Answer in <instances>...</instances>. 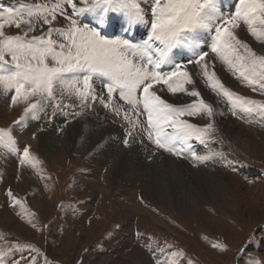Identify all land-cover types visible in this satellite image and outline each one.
<instances>
[{
	"label": "rangeland",
	"instance_id": "374dc122",
	"mask_svg": "<svg viewBox=\"0 0 264 264\" xmlns=\"http://www.w3.org/2000/svg\"><path fill=\"white\" fill-rule=\"evenodd\" d=\"M49 2L54 0H0V16ZM217 3L220 6L219 0ZM58 20L56 27L66 26V21ZM26 28L6 25L4 32L23 36ZM47 28L41 22L28 38L44 34ZM133 30L136 34L125 35L119 28L115 32L106 30L105 34L108 38L122 35L139 43L138 34L147 29L137 26ZM196 36L201 48L209 53L208 64L220 63L214 71H219L216 76L225 88L264 104V95L237 79L211 51V34L198 30ZM183 50L173 49L171 55L176 60L190 58L191 54ZM254 52L264 56V52ZM194 66H188L193 75L198 68ZM161 70L168 71L170 66H162ZM105 79L94 78L98 93ZM193 79L195 83L187 87L202 93L214 110L211 118L204 113L183 117L200 129L213 125L203 135V143L195 136L188 140L198 156H210L203 162L194 161L189 152L177 156L157 149L147 139L145 114L138 116L140 123L133 129L123 119V112L115 116L98 102L72 118L58 110L53 114L55 102L45 101L36 118L29 114L17 124L26 105L12 106L13 93L5 95L0 91V128L13 129L20 149L13 154L0 146V250L5 254L2 264H12L18 258L16 245L38 248L43 255L37 257V264H45V258L47 264H264V118L234 107L200 77ZM157 94L177 107L190 105L196 99L185 93L173 95L166 88ZM103 95L106 97V89ZM56 99L78 103L74 98L69 100L66 93L61 96L59 87ZM113 104L129 109L117 93ZM73 110L80 109H68ZM129 115L137 119L135 114ZM86 128L97 136L79 139L77 136L84 135L82 129ZM107 144L119 150L129 146L125 150L144 151V157L133 158L130 152L126 157L129 166L138 170L139 181L123 178L126 167L117 150L110 151V158L96 153L97 147L108 148ZM24 147H29L36 167L20 164ZM132 160L140 161L138 167ZM94 180L100 183L98 192L90 191ZM123 192L130 193V201H121L117 206L114 197ZM13 197L22 201L23 209L14 205ZM214 245H223V249ZM172 252L183 256L174 258ZM24 254L29 256L26 249ZM21 264L26 262L22 260Z\"/></svg>",
	"mask_w": 264,
	"mask_h": 264
},
{
	"label": "snow or ice",
	"instance_id": "6c2138e0",
	"mask_svg": "<svg viewBox=\"0 0 264 264\" xmlns=\"http://www.w3.org/2000/svg\"><path fill=\"white\" fill-rule=\"evenodd\" d=\"M238 5L234 12L224 13L217 0H54L37 3L26 11H8L0 16V91L5 95L13 93L12 106L26 105L17 124L29 114L36 118L45 101L55 102L54 114L58 110L73 118L98 102L115 116L123 112V119L133 129L140 123L138 116L146 114L147 139L157 149L177 156L189 152L194 161L203 162L210 156H198L188 140L195 136L203 143V135L213 125L200 129L183 117L204 113L211 118L214 110L199 91L187 87L195 83L189 65L200 69L204 82L217 95L226 97L234 107L264 118V104L229 91L210 70L206 60L209 53L201 48L195 35L198 30L211 34V51L237 79L264 95V56L257 55L236 33L243 24L257 42L264 43V0H238ZM81 17L89 22L84 23ZM58 18L67 22L65 27L55 26ZM41 22L48 26L47 31L28 38ZM6 25L27 28L23 36L6 35ZM137 26L147 29L146 38L139 43L122 35L108 38L105 34L106 30L115 32L118 28L130 33ZM176 48L186 49L190 58L176 60L171 55ZM165 65L170 70L162 71ZM96 77L106 78L100 93L94 87ZM58 87L61 96L66 93L69 100L74 98L78 103L57 101ZM164 88L173 95L185 93L196 99L185 107L174 106L157 94ZM114 93L129 106L128 110L113 104ZM74 107L80 110L68 111ZM129 112L137 119L130 118ZM128 135H132L131 130ZM0 146L13 154L20 152L13 129L0 128ZM19 159L21 165L36 167L29 147L22 149ZM8 195L12 197V192ZM13 201L24 208L22 201L15 197ZM15 247L18 258L12 264H21L22 260L37 264V257L43 255L32 245ZM214 247L223 249V245ZM25 249L30 258L25 256ZM4 255L0 250V264ZM171 256L182 257L183 253L172 252Z\"/></svg>",
	"mask_w": 264,
	"mask_h": 264
},
{
	"label": "bare ground",
	"instance_id": "6f19581e",
	"mask_svg": "<svg viewBox=\"0 0 264 264\" xmlns=\"http://www.w3.org/2000/svg\"><path fill=\"white\" fill-rule=\"evenodd\" d=\"M219 3H220V8H221V11L222 12H224V13H228V12H234V10H235V7H238L239 5H238V0H219ZM202 31V30H201ZM121 32V31H120ZM236 33H237V35H238V37H239V39H241L242 41H244L245 43H247L248 45H250L249 47H251L254 51H258V52H264V43H262V42H257V40L254 38V37H252L251 36V34L248 32V30H247V27L245 26V25H243V24H241V27L240 28H238V29H236ZM119 34V33H118ZM125 34V33H124ZM147 34V30L146 31H144V33H139L138 34V36L139 37H141V40L142 39H144V38H146L145 37V35ZM197 34H198V32H197ZM125 35H128V33H126ZM196 35V34H195ZM207 45V44H206ZM183 52H187V50L186 49H184L183 50ZM182 52V53H183ZM188 53V56L190 55L189 54V52H187ZM264 55V54H263ZM187 56V55H186ZM188 58V57H187ZM219 59V58H218ZM212 61V60H211ZM220 61V60H219ZM218 61V62H219ZM216 62V61H215ZM214 62V63H215ZM220 64V63H219ZM218 64V65H219ZM217 64H214V65H210L209 64V68H210V70L213 68V71L216 69V67H219ZM213 66V67H212ZM194 67H196V66H194ZM193 67V68H194ZM192 68V67H191ZM191 68L189 69V70H191ZM195 70H198V68H196V69H194L193 71L195 72V73H200V75H195V73H194V75L193 76H195V78L197 79L198 77H200L201 79H202V81H204V79H203V77H202V75H201V72H198V71H195ZM192 71V70H191ZM219 73V71L217 70V71H215V73ZM226 81H227V79H225ZM205 83V82H204ZM158 87H162V86H158ZM202 94V93H201ZM203 95V94H202ZM64 99V98H63ZM67 101V100H66ZM76 110V109H75ZM54 112V111H53ZM54 114V113H53ZM1 115V114H0ZM97 116V115H96ZM1 117V116H0ZM73 118V117H72ZM71 119V118H70ZM100 124V123H99ZM106 124V123H105ZM118 124V123H117ZM74 125V124H73ZM75 126H77V123L75 124ZM96 126V125H95ZM24 127H26V126H24ZM100 127V126H99ZM80 128H82L81 126H80ZM79 128V129H80ZM97 128V127H96ZM84 131V135H78L77 136V134L75 135V136H77L79 139L81 138V137H88V136H92V132L90 131V130H87V128H86V131H85V129H82V132ZM113 131V130H112ZM118 131V130H117ZM122 131V130H121ZM108 132V131H107ZM110 132V131H109ZM79 133V132H78ZM135 133V132H134ZM91 134V135H90ZM94 134H96V133H94ZM94 134H93V136H94ZM106 134V133H105ZM111 134V133H110ZM96 136H97V134H96ZM108 136V135H107ZM116 136H118V135H116ZM109 137V136H108ZM121 137V136H120ZM85 138V139H86ZM89 138V137H88ZM90 138H93V137H90ZM89 138V139H90ZM116 138V137H115ZM20 139V138H19ZM103 139V138H102ZM101 139V140H102ZM93 140V139H92ZM88 141V140H87ZM94 141V140H93ZM92 141V142H93ZM104 141V140H103ZM109 141V140H108ZM124 142V141H123ZM105 143V142H104ZM116 143V142H115ZM90 144H91V141H90ZM110 144H107V146H108V148L107 147H103L102 145L101 146H99V147H97L96 148V153H100L101 155H104L105 154V157H107L108 156V158H110V155H109V153H110V151L111 150H117V152H118V155L119 156H121V163H122V166L123 165H125V167H126V171H124L123 173L125 174V176H123V178L126 180H129L130 182L132 181V180H135V181H139V173L137 172L138 170L137 169H135V168H133V166L132 167H130L129 166V162H130V160H129V162H128V160H127V158L126 157H128L127 156V153H131V156L134 158V157H144V151H139V150H137V151H131V150H125V148H129V146L128 147H125L124 149H122V148H120V150L122 151L121 153H120V150H119V148H114V146H109ZM143 145H144V142H143ZM147 145V144H146ZM91 146V145H90ZM131 146V145H130ZM132 147V146H131ZM89 149H90V147H88ZM147 148V147H146ZM109 150V151H108ZM51 151V150H50ZM146 151V150H145ZM93 152V151H92ZM148 152V151H147ZM94 153V152H93ZM149 153V152H148ZM145 159H146V157H145ZM146 161V160H145ZM132 163L136 166V167H138V165H139V163H140V161L138 160V161H136V162H134L133 160H132ZM111 166L113 165V164H110ZM171 165V164H170ZM169 165V166H170ZM121 166V165H120ZM119 166V167H120ZM113 167V166H112ZM164 167V166H163ZM134 169V170H133ZM137 170V171H136ZM113 171V170H112ZM108 172V171H107ZM81 179H83V178H81ZM82 181H84V180H82ZM128 181V182H129ZM85 182V181H84ZM83 182V183H84ZM133 182V181H132ZM99 183V182H98ZM118 183V182H117ZM85 184V183H84ZM98 185H100V183L99 184H97V181L96 180H94L93 181V183L92 184H90V191H94V192H98L100 189H99V187H98ZM120 185H121V183H120ZM87 187V186H86ZM89 187V186H88ZM87 187V188H88ZM119 187V186H118ZM129 192V191H128ZM107 193V192H106ZM105 194V193H104ZM129 194L130 193H126V192H123L122 194H119V196L118 197H114V201H116V203H117V206H119L122 202L121 201H130V199L128 198L129 197ZM124 203V202H123ZM125 204V203H124ZM115 205V204H114ZM127 208V207H126ZM122 208H120V210H121ZM131 210H133V209H131ZM122 211H123V209H122ZM134 211V210H133Z\"/></svg>",
	"mask_w": 264,
	"mask_h": 264
}]
</instances>
